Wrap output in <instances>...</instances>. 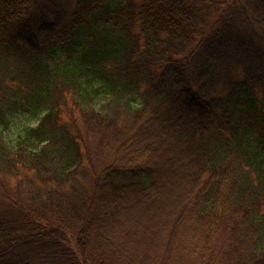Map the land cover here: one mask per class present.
<instances>
[{"label": "trees", "instance_id": "trees-1", "mask_svg": "<svg viewBox=\"0 0 264 264\" xmlns=\"http://www.w3.org/2000/svg\"><path fill=\"white\" fill-rule=\"evenodd\" d=\"M0 264H264V0H0Z\"/></svg>", "mask_w": 264, "mask_h": 264}, {"label": "rangeland", "instance_id": "rangeland-1", "mask_svg": "<svg viewBox=\"0 0 264 264\" xmlns=\"http://www.w3.org/2000/svg\"><path fill=\"white\" fill-rule=\"evenodd\" d=\"M230 69H232V68H230ZM218 70L221 71V72H223V73H229V76H234L236 78L241 76L240 73L237 74L234 69L230 71V70H227L223 66L222 67H219ZM222 75H224V74H222ZM221 84H222V82H221ZM76 117L79 118L78 115H76ZM25 118L26 117H19V118L15 119V123H14L15 124V127H25L26 125L34 126L37 123V122H34V120H32L31 122H29L28 124H26L28 122V120L25 119ZM66 119H67V116H66ZM15 127L11 131H9L8 134H7V137L9 139H12L14 137V135H15V132H14L15 131ZM96 140L99 143V141H101L100 140V136H97L96 137ZM85 184H86V181L83 180V179H81V181L78 183V186L81 185L82 187H84Z\"/></svg>", "mask_w": 264, "mask_h": 264}]
</instances>
